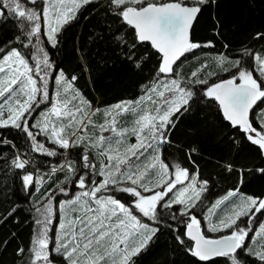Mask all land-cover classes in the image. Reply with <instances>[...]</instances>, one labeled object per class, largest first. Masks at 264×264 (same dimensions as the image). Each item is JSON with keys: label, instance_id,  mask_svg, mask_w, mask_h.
Instances as JSON below:
<instances>
[{"label": "trees", "instance_id": "obj_1", "mask_svg": "<svg viewBox=\"0 0 264 264\" xmlns=\"http://www.w3.org/2000/svg\"><path fill=\"white\" fill-rule=\"evenodd\" d=\"M168 1L176 0H155L157 3ZM179 2L196 5V0ZM22 3L41 12L40 0H35V4L27 0H22ZM198 6L201 10L192 26L191 41L200 45L211 43V46H202L186 53L175 66V76L158 73L161 56L148 42L136 40L135 30L116 14L110 0L82 3L75 17L61 26L60 32L56 34L55 46L47 40L41 16L38 47L47 53L51 67L46 73H41L48 81L49 99H40L41 102L49 103L55 79L63 72L65 79L72 83V95L79 92L88 102L89 111L104 107L103 115L100 113L93 116L97 124H102L106 119L105 111L118 102L143 100L142 107L153 108L146 99L150 94L146 89L155 86L157 77L161 81L180 79L182 86L191 87L195 94L186 110L181 109L174 114L173 124L166 133L167 142L146 152L140 163L153 155H159L161 161L170 166V173H174L175 165L179 164L196 175L197 187L203 184L204 190L194 211H190L201 221V231L205 236L215 239L229 234L231 230L211 232L208 230L209 219L216 223L231 211L241 197L264 199V173L258 171L264 168V150L252 144L246 134L223 118L218 104L204 96L206 86L193 84L192 81L203 79L211 85L230 79L237 74L233 64L239 60L240 67L252 72L258 82L264 83V76L260 75L255 58L258 54L264 55V38H256L257 33H264V0H206ZM2 11L0 52L15 47L35 68L33 54L42 58V53H36V47H25L28 41L20 27L25 22L14 17L7 9ZM18 36L20 40H16ZM32 43L36 45L35 38ZM246 49L247 55L244 54ZM220 56L227 58L224 64L217 62ZM202 65L206 67L201 68ZM198 69L197 77L193 78L191 73ZM73 76L76 77L75 81L71 80ZM36 78L39 83V77ZM60 93L64 97L63 90ZM78 103V100L75 101L74 107ZM120 117L119 127L128 129L124 136L125 146L135 144L137 141L131 129L136 115L126 112ZM249 119L254 127L260 128L264 123V102L258 103ZM30 130L38 142L55 151L56 155L33 152L31 139L20 129L0 128V138L11 142L0 144V264H29L32 255L29 250L38 228L36 221L44 218L37 212V208L42 207L49 198L52 200L53 211L48 236L50 249L55 248L53 241L58 222V203L71 198L79 189L66 180L69 175L66 163H72L79 175L87 173L88 187L102 181L98 170L101 160L94 170L91 167L84 169L82 160L84 152L88 151L86 146H90V140L101 134L100 129H89L84 135L86 140L83 144L68 149L49 142L39 129ZM103 134L112 135L110 132ZM17 155L29 161L24 169L13 166L12 161ZM91 161L89 158V163ZM29 173L33 176V184L26 188L22 177ZM61 187L66 189L64 193L59 191ZM229 192H235L236 195L224 200L210 216L209 210L213 209L214 202ZM112 194L121 202L128 201L130 197L120 191ZM182 208V205H174L171 209L161 206L155 220L140 216L157 231L145 248L131 257L130 264H232L228 257H212L208 261H200L191 255L188 249L193 242L185 235L189 217L180 215ZM260 219L264 222V212L257 213L251 223L247 217L238 221L240 227L249 230L245 248L238 250L237 254L242 264H264L255 255L264 245V239L256 235L263 224H260ZM177 236L184 243H180ZM21 248L24 251L18 254ZM50 259L56 264H65L64 257L54 251H51Z\"/></svg>", "mask_w": 264, "mask_h": 264}, {"label": "snow or ice", "instance_id": "obj_2", "mask_svg": "<svg viewBox=\"0 0 264 264\" xmlns=\"http://www.w3.org/2000/svg\"><path fill=\"white\" fill-rule=\"evenodd\" d=\"M27 2L35 4V0ZM205 2L206 0H196L197 6H185L179 0L167 3H157L155 0H110L116 14L135 30L136 40L150 42L152 48L161 54L158 73L174 76L175 65L181 57L199 47L211 46V43L200 45L189 38L192 21L201 10L198 5ZM44 3L41 13L35 8L26 7L22 0H0V16H3L2 10L7 9L14 17L24 21L20 27L28 41L25 47H36V53H42V58L33 54V68L24 54L15 47L0 52V98H3L0 101V128L20 129L31 139L33 152L52 156L56 155L55 151L38 142L30 128L39 129L53 143L68 149L84 143L86 137L80 133L87 131L88 125L93 124L91 117L99 109L89 111L88 102L79 92H74V95L67 98L66 94L73 86L61 72L56 83L63 88L65 96L61 97L58 92L49 112L42 114L43 120L30 125L27 117L31 115L34 104L39 105L40 97L43 100L49 99L48 81L41 73H46L51 65L47 53L38 47L41 15L47 40L55 46L56 34L60 32L61 26L71 21L81 6L79 0H44ZM82 3H89V0H82ZM34 38L36 45L32 43ZM256 38H264V33H257ZM20 39L21 37H16V40ZM244 54H248L247 49ZM255 58L259 64L260 75L264 76V55L258 54ZM226 60L224 56L217 58L219 64H224ZM204 67L206 66H201ZM233 67L237 74L232 75L230 79L211 85L203 79H194L192 83L206 86L204 96L218 104L223 118L246 134L247 140L252 144L264 150V123L257 129L249 120V112L253 106L258 101L264 102V83L258 82L252 72L240 67L239 60L235 61ZM199 71L200 69L192 72V77L196 78ZM36 76L39 77V83ZM71 80L75 81L76 77L73 76ZM182 83L180 79L161 81L157 77L155 86L146 89V92L150 93L146 99L151 102L153 108L142 107L143 100L128 101L116 104L104 113L106 119L103 124L98 125L101 134L90 140V147L97 149L101 157L99 175L103 180L88 187L87 173L79 175L72 163L65 164L69 174L66 180L86 190L79 193L75 200L62 202L60 207L65 208L71 204L74 207L79 206L80 212L72 219L65 217L59 226L56 246L50 249L48 226L51 224L52 200L47 199L42 207L37 208V212L44 218L36 221L38 228L29 250L32 254L29 264H52L51 251L62 255L67 264H130L131 257L145 248L157 231L156 228L142 223L134 212L155 220L159 207L171 209L174 205H182L180 215L189 217L185 235L193 242L192 247L188 249L192 256L200 261H208L212 257H228L232 264H242L237 259V254L238 250H244L249 230L240 227L238 221L247 217L251 223L257 213L264 212V199L241 197L240 203L234 205L219 223H213L209 219V231L231 230L227 235L210 239L201 231V221L191 214L204 190L203 184L197 187L196 175L179 164L175 165L174 173H170V166L162 162L159 155H153L140 163L146 152L153 150L158 144L167 142L166 133L173 124L174 114L181 109L186 110L194 96L193 89L182 86ZM77 100L78 105L73 107ZM126 112L137 117L131 129V134L137 142L125 146L124 136L128 129L119 127L118 119ZM93 126L96 127L94 124ZM108 132L112 135L103 134ZM10 143L0 138V144ZM82 160L84 169H95V166L89 163L87 152ZM12 163L15 168L24 169L29 161L17 155ZM258 171L264 173V168ZM22 179L26 188L33 184V176L30 173ZM186 181L188 183L185 185ZM178 185H181L179 189ZM59 191L64 193L66 189L61 187ZM114 191L127 193L134 197V200L126 206L114 197ZM172 193L173 198L168 200L167 197ZM235 195V192L228 193V196ZM228 196L213 205V209L209 210L210 215L228 199ZM256 235L264 239V224ZM137 237H140L138 241ZM177 240L184 243L179 236ZM261 248L255 255L260 261H264V245H261ZM23 251V248L19 249L18 254Z\"/></svg>", "mask_w": 264, "mask_h": 264}, {"label": "rangeland", "instance_id": "obj_3", "mask_svg": "<svg viewBox=\"0 0 264 264\" xmlns=\"http://www.w3.org/2000/svg\"><path fill=\"white\" fill-rule=\"evenodd\" d=\"M40 1L42 2V9H41V13H42V10H43V8H44V6H45V3H44V0H40ZM79 2L82 4V0H79ZM41 16H42V15H41ZM42 26H43L44 33H45V26H44V22H43V16H42ZM45 35H46V34H45ZM46 37H47V36H46ZM58 76H59V75H58ZM58 76H57V77H58ZM57 77H56L55 81L57 80ZM61 90H63V88L55 82V88L53 89L52 96H51V98H50L49 103L40 102L38 106L34 104L31 115L27 117V119L29 120V123H30V124H36V123H38V122H40V121L43 120V115H42V114H45V113H48V112H49V110L51 109L52 103H54L55 100H56L57 93H58V92L60 93ZM72 94H73V92L70 90V91L66 94V97L69 98ZM64 96H65V95H64ZM2 100H3V98H0V101H2ZM120 103H121V102L115 103V104H113V106L116 105V104H120ZM73 107H74V104H73ZM111 108H112V106L110 107V109H111ZM98 109H99V111L95 112V115L98 116V115H100V113H102V115H103V112H104L103 109H104V107H100V108H98ZM96 110H97V109H96ZM102 111H103V112H102ZM105 112H106V111H105ZM93 116H94V115H93ZM93 116H92L91 118H92L93 124L96 125V127H94L93 124H89V125H88V128H87V131H88L89 129H94V128L99 129L98 125H100V124H97V123L95 122ZM120 119H121V117L119 118V120H120ZM103 123H104V121H103ZM103 123H102V124H103ZM87 131L81 133V135H85V134L87 133ZM47 139H48V138H47ZM48 141H49V142H52V141L49 140V139H48ZM52 143H53V142H52ZM54 144H55V143H54ZM55 145H57V144H55ZM57 146H59V145H57ZM86 147H87V150H88V151H86V152L89 154V158L92 159V161L90 162V164H92V165H94V166L98 165V164H99V160H101V157L99 156V153H98L97 149L92 148V147H90V146H86ZM84 154H85V152H84ZM84 154H83V155H84ZM101 166H102V163H101ZM98 170L100 171V168H98ZM172 178H174V176H173ZM102 180H103V177H102ZM187 183H188V182L186 181V182H185V185H186ZM126 186H128V185H126ZM180 187H181V185H178V186H177V189H179ZM78 188H79V187H78ZM84 190H86V189H80V188H79V189L76 191V194H75L74 196H72L71 198L66 199V200H61V201L58 203V211H57V212H58V222H57V226H56V230H55V234H54V241H53V245H54V246H56V240H57V236H58V233H59V226H60L61 222L64 221V219H65L66 216L68 217V219H72L74 216L78 215L79 212H80V208H79V206H75V207H74L73 205L68 204L65 208H61V207H60L61 203H62V202H65V201H73V200H75V197H76L79 193H81L82 191H84ZM143 194H144V195H148L149 193H143ZM98 195H100V194H98ZM113 195H114V197H115L116 199H118V198L116 197L115 194H113ZM128 195H129V194H128ZM129 196H130V195H129ZM173 196H174V193L170 194L169 197H167V199H172ZM226 196H228V195H226ZM226 196H222L221 198H218V199L214 202V205L216 204V202H217L218 200H223L224 197H226ZM228 197H229V196H228ZM133 200H134V197H131V196H130L128 201H126V202H122V203H124V204L127 206V205H130V204L132 203ZM239 203H240V201H238L237 204H239ZM237 204H236V205H237ZM134 214L137 215L138 218L141 219V217H140L141 215H140L139 213L136 214V213L134 212ZM210 216H211V215H210ZM225 216H226V215L224 214L223 217H222L221 219H224ZM221 219H220V220H221ZM220 220H218L216 223H219ZM141 222L144 223V224H148L150 227H153V228H154V226H152L151 224H149L147 221H144V220L141 219ZM259 222H260V224H261V223L264 224V222H263L262 219H260ZM139 238H140V237H137V238H136L137 241L139 240ZM258 252H259V251H258ZM64 261H65V264H67V261H66L65 259H64Z\"/></svg>", "mask_w": 264, "mask_h": 264}, {"label": "water", "instance_id": "obj_4", "mask_svg": "<svg viewBox=\"0 0 264 264\" xmlns=\"http://www.w3.org/2000/svg\"><path fill=\"white\" fill-rule=\"evenodd\" d=\"M168 2H176V1H168ZM165 3H167V2H165ZM185 6H197V5H185ZM198 15V14H197ZM197 17V16H196ZM195 20H196V18L192 21V25H191V27H190V29H189V38H190V40H191V30H192V26H193V24H194V22H195ZM150 45H151V43L150 42H148ZM152 47V46H151ZM155 50V49H154ZM156 52H157V50H155ZM158 53V52H157ZM160 56H161V54L160 53H158ZM184 57V56H183ZM183 57H181V59L183 58ZM180 59V60H181ZM179 60V61H180ZM178 61V62H179ZM177 62V63H178ZM177 65V64H176ZM175 65V66H176ZM260 101H258L257 102V104L256 105H254L253 106V109L252 110H250V112H249V117H250V114L254 111V109L256 108V106L258 105V103H259ZM250 120V119H249ZM218 238H220V237H218ZM215 239H217V238H215ZM41 264H43V262H41ZM52 264H56V263H54V262H52Z\"/></svg>", "mask_w": 264, "mask_h": 264}]
</instances>
